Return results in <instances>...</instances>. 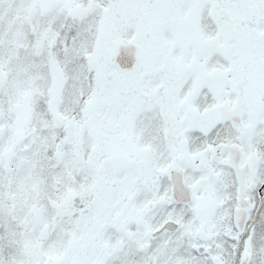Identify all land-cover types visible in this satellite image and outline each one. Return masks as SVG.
Listing matches in <instances>:
<instances>
[{
  "label": "snow or ice",
  "instance_id": "snow-or-ice-1",
  "mask_svg": "<svg viewBox=\"0 0 264 264\" xmlns=\"http://www.w3.org/2000/svg\"><path fill=\"white\" fill-rule=\"evenodd\" d=\"M0 264H264V0H0Z\"/></svg>",
  "mask_w": 264,
  "mask_h": 264
}]
</instances>
